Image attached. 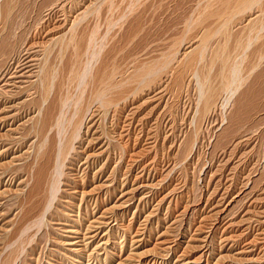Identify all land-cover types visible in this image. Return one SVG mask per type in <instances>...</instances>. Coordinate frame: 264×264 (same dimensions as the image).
Returning <instances> with one entry per match:
<instances>
[{"label":"rangeland","instance_id":"374dc122","mask_svg":"<svg viewBox=\"0 0 264 264\" xmlns=\"http://www.w3.org/2000/svg\"><path fill=\"white\" fill-rule=\"evenodd\" d=\"M223 1L0 0V264H264V0ZM227 56L241 62L228 91ZM105 69L121 88L86 114L48 197L40 143Z\"/></svg>","mask_w":264,"mask_h":264},{"label":"bare ground","instance_id":"6f19581e","mask_svg":"<svg viewBox=\"0 0 264 264\" xmlns=\"http://www.w3.org/2000/svg\"><path fill=\"white\" fill-rule=\"evenodd\" d=\"M15 1V0H14ZM223 1V0H222ZM241 1V0H240ZM247 1V3L246 4H249L248 3V0H246ZM252 0H250V2H251ZM255 1V0H254ZM224 2V1H223ZM231 2H232V0H231ZM236 2H238V0L237 1H234V3H236ZM244 2V1H243ZM8 3V2H7ZM227 3H228V5H229V3H230V1L228 2L227 1ZM241 3V2H240ZM252 3V2H251ZM250 3V4H251ZM4 4H6V3H4ZM232 4V3H231ZM230 4V5H231ZM237 5L236 6H239L238 4L239 3H236ZM243 5L242 6H245L244 4L245 3H242ZM228 5H227V7H228ZM229 5V7H231ZM252 5V4H251ZM250 5V6H251ZM4 6V5H3ZM8 5H6V7H7ZM233 6V5H232ZM234 6H235V4H234ZM233 6V7H234ZM235 6V7H236ZM241 6V5H240ZM6 7H2L3 8V12H0L1 14H0V17H1V15L3 16L4 15V18H5V16L6 17H8L7 15H8V8H6ZM53 7V6H52ZM63 7V6H62ZM232 7V8H233ZM237 8V7H236ZM244 8V7H243ZM59 9V8H58ZM245 9V8H244ZM233 10V9H232ZM234 10H235V8H234ZM233 10V11H234ZM241 10V9H240ZM11 11V10H10ZM208 11V10H207ZM210 12V11H209ZM230 12H232L231 10H230ZM93 13V12H92ZM234 13H235V11H234ZM237 13H239V12H237ZM12 14V13H11ZM203 15H204V13H203ZM212 15V14H211ZM217 15V14H216ZM233 15V14H232ZM235 15V14H234ZM213 16H214V14H213ZM192 17V16H191ZM230 17V16H229ZM47 18V17H46ZM100 18V17H99ZM208 18V17H207ZM217 18V17H216ZM242 18V17H241ZM3 19V18H2ZM6 19V18H5ZM202 19V18H201ZM205 19V18H204ZM209 19V18H208ZM223 19V18H222ZM222 19H220L221 21H222ZM232 19V18H231ZM218 20H219V18H218ZM230 20V19H229ZM7 21V20H6ZM75 21V20H74ZM198 21V20H197ZM200 21V20H199ZM204 21V20H203ZM211 21V20H210ZM231 21V20H230ZM233 21V20H232ZM235 21H236V19H235ZM205 22V21H204ZM218 22H220V21H218ZM224 22V21H223ZM229 22V21H228ZM247 22H248V20H247ZM249 22H250V20H249ZM10 23V22H9ZM66 23V22H65ZM226 23V22H225ZM233 23V22H232ZM231 23V24H232ZM73 24V23H72ZM210 24V23H209ZM220 24V23H219ZM228 24V23H227ZM73 25H75V24H73ZM72 25V26H73ZM234 25H235V23H234ZM254 25V24H253ZM185 26V25H184ZM214 26V25H213ZM222 26H223V24H222ZM64 27V26H63ZM82 27V26H81ZM221 27V26H220ZM226 27V26H225ZM250 27V26H249ZM60 28V27H59ZM77 28V27H76ZM194 28V27H193ZM211 28V27H210ZM226 28H228V27H226ZM225 28V29H226ZM230 28H231V26H230ZM241 28V27H240ZM247 28V27H246ZM75 29V28H74ZM201 29V28H200ZM224 29V28H223ZM250 29H252V28H250ZM56 30V29H55ZM70 30V29H69ZM190 30V29H189ZM215 30V29H214ZM184 31V30H183ZM192 31V30H191ZM197 31V30H196ZM195 31V32H196ZM208 31H209V29H208ZM242 31H246L245 30V28H244V30H242ZM252 31V30H251ZM68 32V31H67ZM73 32V31H72ZM213 32V31H212ZM229 32V31H228ZM188 33V32H187ZM215 33V32H214ZM220 33V32H219ZM243 33V32H242ZM64 34V33H63ZM72 34V33H71ZM71 34H69V35H71ZM210 34V33H209ZM209 34H207V35H209ZM244 34H245V32H244ZM248 34V33H247ZM246 34V35H247ZM74 36L76 35L75 33L73 34ZM181 35H183V34H181ZM188 35V34H187ZM212 35V34H211ZM210 35V36H211ZM251 35V34H250ZM91 36V35H90ZM240 36H242V35H240ZM55 37V36H54ZM60 37V36H59ZM187 37V36H186ZM202 37H203V35H202ZM209 37V36H208ZM225 37V36H224ZM74 38V37H73ZM80 38V37H79ZM81 38H83V37H81ZM81 38H80V40H81ZM85 38V37H84ZM223 38V37H222ZM227 38L228 37H226V39H225V41L227 40ZM61 39V38H60ZM59 39V40H60ZM206 39H208V38H206V34H205V36L203 37V40H202V38H201V40L202 41H206ZM221 39V38H220ZM231 39V38H230ZM244 39V38H243ZM74 40H76V39H74ZM74 40H72V38H70L69 37V39H68V42L67 41H65L66 43H64V45L63 46H69V45H72V44H75V43H78L79 44V42H72V41H74ZM90 40H91V38H90ZM89 40V41H90ZM210 40V39H209ZM222 40V39H221ZM57 42H58V40H56ZM83 41V40H82ZM88 41V42H89ZM237 41V40H236ZM235 41V42H236ZM241 41V40H240ZM62 42H64L63 41V39H61L60 40V44L62 45L63 43ZM92 42H93V40H92ZM94 42H95V40H94ZM93 42V43H94ZM221 42V41H220ZM242 42V41H241ZM54 43V42H53ZM72 43V44H71ZM90 43V42H89ZM201 43H203V42H201ZM223 43V42H222ZM228 43V42H227ZM227 43H225V44H227ZM244 43V42H243ZM51 44V43H50ZM59 44V43H58ZM83 44V43H82ZM92 44V43H91ZM224 44V45H225ZM233 44V43H232ZM252 44V43H251ZM60 45V46H61ZM84 45V44H83ZM87 45V44H86ZM89 45V44H88ZM201 46H202V44H200ZM63 46H61V48L63 47ZM79 46H80V44H79ZM239 46V45H238ZM238 46H237V48H238ZM86 47H88V46H86ZM91 47V46H90ZM175 47V46H174ZM203 47L205 48V46H204V43H203ZM60 48V49H61ZM64 48V47H63ZM62 48V49H63ZM203 48V49H204ZM218 48V47H217ZM66 49H68V47L66 48ZM72 49V48H71ZM91 49V48H90ZM94 49V48H93ZM198 49V48H197ZM231 49V48H230ZM235 49V48H234ZM238 50V49H237ZM22 51V50H21ZM37 51V50H36ZM63 51H65V48H64V50ZM77 51V50H76ZM197 51H199V50H197ZM224 51V50H223ZM240 51V50H239ZM80 52V51H79ZM87 52V51H86ZM93 52V51H92ZM96 52V51H95ZM214 52V51H213ZM227 52V51H226ZM234 52V51H233ZM62 53V52H61ZM231 53V52H230ZM235 53V52H234ZM77 54V53H76ZM97 54V53H96ZM237 54H239V52H237ZM236 54V55H237ZM23 55V54H22ZM98 55V54H97ZM171 55V54H170ZM212 55V54H211ZM240 56H241V54H239ZM243 55V54H242ZM261 55V54H260ZM76 55L74 54V57H75ZM91 56V55H90ZM96 56V55H95ZM168 56V55H167ZM221 56V55H220ZM226 56V55H225ZM234 56H235V54H234ZM240 56H238L239 58H240ZM254 56V55H253ZM60 57V56H59ZM77 57H78V54H77ZM77 57H75V58H77ZM80 57V56H79ZM92 57V56H91ZM161 57V56H160ZM170 57V56H169ZM192 57V56H191ZM214 57V56H213ZM232 57V56H231ZM231 57H228L227 56V58L225 59V60H223L222 61V63H221V68H220V72H221V74H220V76H221V84H222V90H231V88L234 86V83H236V79H238L237 77H238V68H239V66H238V63H240L241 64V62H236L237 64H235V63H233L232 61L233 60H231ZM247 57V56H246ZM260 57V56H259ZM11 58V57H10ZM93 58H95V57H93ZM93 58H89L90 60H91V62H92V59ZM235 58H236V56H235ZM242 58V57H241ZM111 59V58H110ZM247 59V58H246ZM261 59V58H260ZM37 60V59H36ZM90 60H89V62H90ZM251 60V59H250ZM184 61H186V59L184 60ZM183 61V62H184ZM218 61V60H217ZM237 61V60H236ZM256 61V60H255ZM261 61V60H260ZM41 62V61H40ZM45 62V61H44ZM88 61H87V63H89ZM111 63V62H110ZM165 63H167V61L165 62ZM220 63V62H219ZM96 64H98V63H96ZM155 64V63H154ZM168 65H169V62L167 63ZM46 65V64H45ZM87 65H89V64H87ZM134 65V64H133ZM147 65V64H146ZM220 65V64H219ZM99 66V65H98ZM131 66V65H130ZM143 66V65H142ZM170 66V65H169ZM250 66V65H249ZM257 66H259V65H257ZM43 67H45V66H43ZM85 67V66H84ZM92 67V66H91ZM112 67V66H111ZM126 67V66H125ZM136 67V66H135ZM146 67V66H145ZM165 67H166V65H165ZM183 67V66H182ZM254 67H255V65H254ZM40 68H42V67H40ZM88 68V67H87ZM175 68V67H174ZM217 68V67H216ZM51 69V68H50ZM89 69V68H88ZM114 69V68H113ZM143 69H145V68H143ZM155 69V68H154ZM160 69V68H159ZM168 69V68H167ZM213 69H214V67H213ZM40 70V69H39ZM74 70V68H72V71ZM91 70V69H90ZM89 70V71H90ZM100 70V69H99ZM109 70V69H108ZM108 70H102V71H98L97 73H96V75L98 76L97 77V79H95L96 77H94V79H95V82L94 81H92L93 83H95V84H93L94 86H92L93 87V90H91L93 93H92V95H91V98H90V100L89 99H87L88 100V102L86 103H84L85 105H81V102H82V100L84 101V99H82L81 101H80V105L81 106H78L79 105V100L81 99H79V96L81 95H78V97L76 96V99H79L78 100V102H76V104H74V106L75 105H77V106H75V108H78V109H76V112H77V115H76V119L74 120L73 118H75L74 116H73V114H71L72 116H73V118H72V120H70L69 122H68V125H67V127L64 129V126H63V122L65 121V119H64V117L63 118H61L62 117V115H60V114H63V113H60L61 112V110H63V108H64V106L66 105L65 104V99H63V98H61V100H62V102H60L59 101V103L60 104H58L59 106H58V109L60 110V114H59V116H61V117H59V119H57V120H55V122H54V124H52L53 126H51L52 128H51V131L54 129V131H53V133H54V136L53 135H50L51 136V138H48L49 137V134H48V136H47V139H45L44 137V140H43V142L42 143H40L41 144V149L39 150V158H40V160H41V164H43V166L42 167H44V169L45 170H47L48 171V169H50V172H47L48 174H46V175H48V177L50 176V178H48L47 179V176H46V179L48 180H46L47 181V184H46V181H45V178H44V182H45V187H44V183H43V187L45 188V189H42V191H44V193H46V195H48V197H51V196H53L54 197V193H55V190H57L56 189V187L57 186H59V185H57V182L55 181V175L58 177V175H57V172L58 171H60L59 169H60V166L62 167V163L61 162H63L62 160H64L65 162H66V156H68L69 155V152L71 151V149L73 148V145H74V143L76 142V143H78L77 142V140H78V138H79V133H80V131H81V128H82V126H83V124L85 123V120H86V114L90 111V109H91V107L93 106V105H98L99 106V108H101L104 112H106L107 110H109L110 109V107L112 106V104H113V100H112V98H113V96H112V98H111V94H112V92L116 89V88H118L119 89V87H120V84H121V82H119L118 83V81H116L114 78H116V76H115V73L114 72H117V71H115V70H110V71H108ZM142 70V69H141ZM147 70H148V67H147ZM254 70V69H253ZM36 71V70H35ZM44 71V72H43ZM70 71V70H69ZM78 71H81V70H78ZM92 71H93V69H92ZM142 71H144V70H142ZM146 71V70H145ZM145 71H144V73H142L141 71H139V72H141L140 74H139V72H138V74L139 75H137L136 73V75H137V77L136 78H139V83H140V79L142 78V76L144 75L145 76V74H147V73H149L151 70H148L147 71V73H145ZM213 71V70H212ZM38 72H40V71H38ZM41 72H42V76H40V75H37V76H39L40 78H39V80L37 79V81H38V87H39V89L41 88L42 90V95L43 96H41V97H45L46 95H48L47 93H50L49 92V85H50V82H51V71L47 68V67H45L44 68V70L42 69L41 70ZM94 72L95 71H93V75H94ZM255 72V71H254ZM54 73V72H53ZM72 73H74V71L72 72ZM72 73H71V71H70V75H72ZM76 73V72H75ZM74 73V74H75ZM78 73V72H77ZM260 73V72H259ZM41 74V73H40ZM81 75H80V78H81V80H84V78H85V76L88 74V71H86V69L84 68V70H83V72H81L80 73ZM89 74H90V72H89ZM89 74H88V77H90V76H93L92 74L89 76ZM118 74H120V73H118ZM132 74V73H131ZM216 74V73H215ZM219 74V73H218ZM69 75V76H70ZM95 76V75H94ZM52 77H53V74H52ZM88 77H87V79H88ZM118 77V76H117ZM120 77V76H119ZM132 77V76H131ZM133 77H135V76H133ZM141 77V78H140ZM209 77V76H208ZM69 78V77H68ZM83 78V79H82ZM129 78V77H128ZM135 78V79H136ZM171 78V77H170ZM206 78V77H205ZM240 78V77H239ZM71 79H74L75 80V75L73 76H71ZM71 79H69V82H70V80ZM93 78H92V80H94ZM144 79V78H143ZM166 79V78H165ZM208 79V78H207ZM86 80V79H85ZM89 80V79H88ZM119 80H120V78H119ZM52 81H53V78H52ZM73 81V80H72ZM79 81V80H78ZM78 81H77V85H78V87H83L84 85L86 86V84H84L85 82L84 81H80V82H82V86H80V84H78ZM122 81V80H121ZM165 81V80H164ZM35 82V81H34ZM75 82V81H74ZM89 82H91V81H89ZM91 82V83H92ZM210 82V81H209ZM37 83V82H36ZM127 83V82H126ZM34 84V83H33ZM57 84V83H56ZM63 84V83H62ZM74 85H75V83H73ZM84 84V85H83ZM149 84V83H148ZM243 84V83H242ZM52 85V84H51ZM51 85H50V87H51ZM76 85V86H77ZM88 85H90V83L88 84ZM125 85V84H124ZM128 85V84H127ZM213 85V84H212ZM237 85V84H236ZM32 86V85H31ZM60 86V85H59ZM84 86V87H85ZM91 86V85H90ZM129 86V85H128ZM62 87L64 88V86L62 85ZM67 87H68V85H67ZM74 87V86H73ZM201 87H202V85H201ZM237 87H239V86H237ZM86 88V87H85ZM121 88V87H120ZM131 88V87H130ZM59 89V88H58ZM65 89V88H64ZM84 88H82L81 90H83ZM204 89V88H203ZM35 90V89H34ZM51 90V89H50ZM117 90V89H116ZM125 90V89H124ZM127 90V89H126ZM125 90V91H126ZM209 90V89H208ZM39 91V90H38ZM65 91V90H64ZM73 91V90H72ZM85 91V90H84ZM84 91H80V92H84ZM62 92V91H61ZM68 92H69V90H68ZM90 92V91H89ZM208 92V91H207ZM206 92V93H207ZM224 92V91H223ZM18 93V92H17ZM85 93V92H84ZM122 93V92H121ZM29 94H31V93H29ZM117 94V93H116ZM202 94V93H201ZM218 94V93H217ZM18 95V94H17ZM50 95H51V93H50ZM84 95V94H83ZM83 95H81V97L83 96ZM13 96V95H12ZM116 96V95H115ZM120 96V95H119ZM209 96V95H208ZM47 97V96H46ZM68 97V96H67ZM206 97V96H205ZM210 97V96H209ZM39 98V97H38ZM54 98V97H53ZM60 98V97H59ZM243 98V97H242ZM71 99V98H70ZM250 99V98H249ZM39 100V99H38ZM45 100V99H44ZM43 100V101H44ZM57 100V99H56ZM72 100H74V99H72ZM42 101V102H43ZM58 101V100H57ZM243 101V100H242ZM45 102H47V101H45ZM44 102V103H45ZM56 102V101H55ZM207 102V101H206ZM240 102V101H239ZM39 103V102H38ZM41 103V102H40ZM69 103H70V101H69ZM72 103H74V102H72ZM72 103H71V105H72ZM115 103V102H114ZM57 104V103H56ZM55 104V105H56ZM82 104H83V102H82ZM43 105V104H42ZM41 105V106H42ZM69 105V104H68ZM46 106H47V104H46ZM51 106V105H50ZM224 106V105H223ZM69 107H71L70 105H69ZM41 108V107H40ZM43 108H44V105H43ZM48 108V107H47ZM57 108V107H56ZM67 108V107H66ZM97 108V107H96ZM42 109V108H41ZM40 109V110H41ZM93 109V108H92ZM91 109V110H92ZM95 109V108H94ZM43 110V109H42ZM48 110V112H49V109H47ZM67 110H69V108L67 109ZM73 110H75V109H73ZM73 110L71 109V111L73 112ZM253 110H254V108H253ZM93 111V110H92ZM45 112V111H44ZM64 112V111H63ZM67 112V111H66ZM68 113H69V111H68ZM74 114H75V112H73ZM53 115H54V112L52 113ZM51 114V115H52ZM70 114V113H69ZM89 114H90V112H89ZM88 114V115H89ZM41 115V114H40ZM36 116V115H35ZM44 116V115H43ZM50 116V115H49ZM45 117V116H44ZM52 117V116H51ZM93 117V116H92ZM43 118V117H42ZM47 118V117H46ZM58 118V117H57ZM48 119V118H47ZM51 119H53V118H51ZM63 119V121H61V120ZM71 119V118H70ZM44 120V119H43ZM41 121V120H40ZM47 121V120H46ZM46 121H44V123H43V127L45 126V125H47V123H46ZM47 122H49L50 123V120L49 121H47ZM52 123V122H51ZM65 123V122H64ZM40 125V124H39ZM85 125V124H84ZM44 128H47V127H44ZM49 129V128H48ZM45 130H47V129H45ZM63 130V131H62ZM50 131V133H52ZM46 132H48V131H46ZM52 133V134H53ZM45 134V133H44ZM42 135H43V133H42ZM86 138V137H85ZM96 138V137H95ZM56 139H58V141L56 140ZM93 139V138H92ZM92 142V141H91ZM76 146V145H75ZM73 150H74V148H73ZM87 150V149H86ZM57 153H56V152ZM56 153V154H55ZM74 153V152H73ZM53 154H54V156H53ZM71 155V154H70ZM69 155V156H70ZM73 155V154H72ZM80 157V156H79ZM89 157V156H88ZM76 158H77V156H76ZM69 161V160H68ZM73 161V160H72ZM64 163V162H63ZM62 164V165H61ZM40 166V167H41ZM47 166V167H46ZM39 167V168H40ZM46 168H48V169H46ZM68 168V167H67ZM64 169V168H63ZM66 169V168H65ZM41 170V171H40ZM39 171H37V175H36V180H34V181H37L36 183H37V187L36 188H38V181H39V179H41L40 177H42V181H43V177H45L44 176V174H42V173H46V171H44V172H42L43 170L42 169H40ZM73 170V169H72ZM68 171V170H67ZM83 172V171H82ZM34 173V172H33ZM61 173V172H60ZM59 173V175H61V174H64V173H61L60 174ZM50 174V175H49ZM72 174V173H71ZM32 175V174H31ZM63 176V175H62ZM65 177V176H64ZM67 177V176H66ZM62 178V177H61ZM35 179V178H34ZM57 179V178H56ZM73 179V178H72ZM110 179V178H109ZM33 180V179H32ZM69 181V180H68ZM39 183H40V181H39ZM60 183V182H59ZM34 185V184H33ZM36 185V184H35ZM41 186V185H40ZM42 187V188H43ZM32 189H33V187H32ZM35 189V188H34ZM39 189V188H38ZM37 189V190H38ZM76 190V189H75ZM34 191V190H33ZM37 192H39V191H37ZM37 192H35V193H37ZM43 193V194H44ZM58 193V192H57ZM34 194V193H33ZM39 194V193H38ZM37 194V195H38ZM36 195V194H35ZM36 195V196H37ZM45 195V196H46ZM44 196V197H45ZM56 196V195H55ZM52 197V198H53ZM46 198V197H45ZM51 198V199H52ZM38 199H40V198H38ZM49 200H51L50 198H48ZM31 200H33V199H31ZM41 200V199H40ZM45 200V199H44ZM48 200V201H49ZM36 202V201H35ZM47 202V201H46ZM42 203V202H41ZM48 204H49V202H48ZM52 204V203H51ZM50 204V205H51ZM36 205V204H35ZM49 205V206H50ZM45 206H47V205H45ZM66 206V205H65ZM36 208V207H35ZM50 208V207H49ZM37 210H38V208H37ZM50 210V209H49ZM44 211V210H43ZM45 213V212H44ZM50 214V213H49ZM53 214V213H52ZM45 215V214H44ZM44 219V218H43ZM40 221H41V218H40ZM49 222V221H48ZM102 224V223H101ZM14 227V226H13ZM16 227V226H15ZM87 229V228H86ZM63 232H65V231H63ZM57 233H59V232H57ZM85 233V232H84ZM69 234V233H68ZM74 235V234H77L76 232H70V234L69 235H67L66 237H63V239H64V245H63V251L65 252V254H68V256H72V258L74 257H77L78 255H80V254H78V252L79 251H76V249H75V247L77 246V244L78 245H80L79 243L80 242H77V243H71V235ZM19 235V234H18ZM4 236V235H3ZM87 237V236H86ZM91 237V236H90ZM89 237V238H90ZM6 238V237H5ZM73 238V237H72ZM13 239V238H12ZM24 239V238H23ZM85 239H87V238H85ZM74 240V239H73ZM76 240H77V238H76ZM5 241V240H4ZM20 243H22V242H20ZM88 243H89V241H88ZM17 244V243H16ZM76 244V245H75ZM83 244V243H82ZM14 245V244H13ZM19 245V244H18ZM75 246V247H74ZM97 246V245H96ZM87 247V246H86ZM17 248V247H16ZM85 248V247H84ZM95 248V247H94ZM18 249V248H17ZM20 249V248H19ZM106 249V248H105ZM13 250V249H12ZM17 251V250H16ZM11 254H13V252L12 253H10V255ZM16 254V253H15ZM62 254V253H61ZM64 254V253H63ZM14 255V254H13ZM49 257V256H48ZM64 257H65V255H64ZM66 258V257H65ZM64 258V259H65ZM10 259V258H9ZM62 259V258H61ZM63 259V260H64ZM11 260V259H10ZM73 260V259H72ZM76 260V259H75ZM79 263V262H78ZM11 264V263H10ZM24 264V263H23Z\"/></svg>","mask_w":264,"mask_h":264}]
</instances>
